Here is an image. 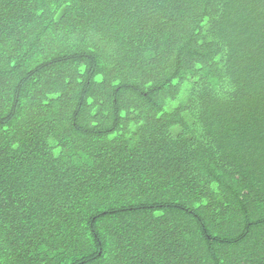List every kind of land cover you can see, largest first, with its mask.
I'll list each match as a JSON object with an SVG mask.
<instances>
[{"label": "trees", "instance_id": "16d2710c", "mask_svg": "<svg viewBox=\"0 0 264 264\" xmlns=\"http://www.w3.org/2000/svg\"><path fill=\"white\" fill-rule=\"evenodd\" d=\"M0 264H264V0H0Z\"/></svg>", "mask_w": 264, "mask_h": 264}]
</instances>
